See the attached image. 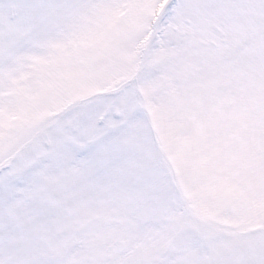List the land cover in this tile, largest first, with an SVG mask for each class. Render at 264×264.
I'll use <instances>...</instances> for the list:
<instances>
[{
    "label": "snow or ice",
    "instance_id": "6c2138e0",
    "mask_svg": "<svg viewBox=\"0 0 264 264\" xmlns=\"http://www.w3.org/2000/svg\"><path fill=\"white\" fill-rule=\"evenodd\" d=\"M77 43L100 91L25 119L23 69ZM0 264H264V0H0Z\"/></svg>",
    "mask_w": 264,
    "mask_h": 264
},
{
    "label": "rangeland",
    "instance_id": "374dc122",
    "mask_svg": "<svg viewBox=\"0 0 264 264\" xmlns=\"http://www.w3.org/2000/svg\"><path fill=\"white\" fill-rule=\"evenodd\" d=\"M86 47L87 45L84 43H77L72 46L70 51L60 49L55 62H49L44 57L31 62L35 66H29L30 72L27 73L26 79L21 81L23 88L17 96L21 100L25 119L37 124L43 123L45 120H49L53 113L56 114V109L65 100L100 91L87 80L67 72L71 63ZM27 68L23 71L25 72ZM29 96L33 98L24 103V100ZM143 96L146 104L151 107L150 116L160 142L166 154L176 161L179 168V161L185 154L184 137L186 132L180 113L171 101L169 89L162 84L148 90L147 94H143ZM189 190L193 195H196L194 182L189 184Z\"/></svg>",
    "mask_w": 264,
    "mask_h": 264
},
{
    "label": "bare ground",
    "instance_id": "6f19581e",
    "mask_svg": "<svg viewBox=\"0 0 264 264\" xmlns=\"http://www.w3.org/2000/svg\"><path fill=\"white\" fill-rule=\"evenodd\" d=\"M40 57H37L36 59H34V61H36L37 59H39ZM42 58V57H41ZM30 69H29V67L26 69V71H25V73L27 74V73H29L30 71H29Z\"/></svg>",
    "mask_w": 264,
    "mask_h": 264
}]
</instances>
